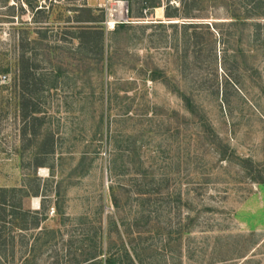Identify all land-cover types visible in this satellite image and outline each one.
Masks as SVG:
<instances>
[{
    "label": "rangeland",
    "instance_id": "374dc122",
    "mask_svg": "<svg viewBox=\"0 0 264 264\" xmlns=\"http://www.w3.org/2000/svg\"><path fill=\"white\" fill-rule=\"evenodd\" d=\"M8 1L16 6L5 16L0 0V187L39 184L24 206L43 200L44 226L61 229L37 264H65L77 240L99 223L111 229L110 219L142 264H264V45L248 40L252 25L231 26L226 8L206 4L195 18H143L149 9L129 0L125 27L106 30L102 0H42L40 13ZM5 17L28 23L29 70L44 78L39 126L19 104L24 29ZM84 26L101 43L80 45ZM109 237L117 249L116 231Z\"/></svg>",
    "mask_w": 264,
    "mask_h": 264
},
{
    "label": "trees",
    "instance_id": "16d2710c",
    "mask_svg": "<svg viewBox=\"0 0 264 264\" xmlns=\"http://www.w3.org/2000/svg\"><path fill=\"white\" fill-rule=\"evenodd\" d=\"M3 7L6 8L5 16H13V12L16 3L8 4V0H1ZM129 4V0H126ZM202 5L209 7H224L227 9L228 18L230 19L229 25L242 26L249 23L252 25V30L249 34V41L252 43H260L259 46L264 45V23L257 21H249L253 18L264 19V0H179L178 6H173L169 2L162 3L161 0H142V12L144 9H150L158 6L164 7V18L166 20L180 19V18H195L194 14H191L193 10ZM19 9L25 11H32L33 13L45 12L47 10L42 0H20ZM89 15H91L92 9L86 8ZM149 12L141 15L143 18H147ZM9 27L11 30L24 29L19 35V41L21 43V58H20V86H21V101L20 106L24 110V115H28L31 121L37 123L39 126L40 118L37 116L40 113V108L37 102L36 94L44 84L43 75L37 74L34 71H30L29 60L30 56L26 55V46L28 45L26 33L28 29V23L26 21H19V24L14 23L13 18H7ZM88 21L98 22V17H89ZM117 27L124 28V24H117ZM193 25V24H189ZM40 30V29H38ZM12 33V31H11ZM39 38L32 41L36 48L37 45H41L42 37L41 30L37 31ZM77 38L80 41V45L90 42L89 38L94 37L101 43V32L95 28V26H84L78 31ZM101 50V45H100ZM101 52V51H100ZM36 56V54H34ZM22 64H24L22 66ZM6 67V66H5ZM4 67V68H5ZM2 68V69H4ZM8 71V67L4 69ZM29 89H31L29 91ZM186 105L195 110V105L188 98ZM38 129H34L31 134L35 136ZM37 180V179H36ZM40 187L39 184L32 188L25 187H0V264H37L38 256L46 249L49 248L51 242L55 239L56 234H61L59 227H47L44 226L46 221L45 205L41 200L38 209H31L24 206V199L30 196H39ZM45 199V196H43ZM37 204L38 200L35 199ZM59 216L63 215L58 213ZM62 217V216H61ZM64 217V216H63ZM67 219L65 216L64 220ZM82 222L85 218H79ZM107 226L111 227L103 230L102 225L99 223L96 228H93V234L91 236L83 237L79 242L76 255L71 258L70 251L65 253V264H142L141 260L137 258L134 251L131 249L132 255L126 248L123 239L121 238L118 227L122 226V223L118 224L117 220L110 219L107 222ZM85 229V228H81ZM116 231L120 244L117 249L113 250L110 246L109 233ZM103 240L109 244L106 248H103ZM18 248L20 255L15 257V248ZM75 254V252H74ZM104 255L103 257H101ZM49 264H60L58 259L55 258Z\"/></svg>",
    "mask_w": 264,
    "mask_h": 264
},
{
    "label": "built area",
    "instance_id": "2783aa9c",
    "mask_svg": "<svg viewBox=\"0 0 264 264\" xmlns=\"http://www.w3.org/2000/svg\"><path fill=\"white\" fill-rule=\"evenodd\" d=\"M99 6L103 9L105 18L103 24L106 30H111L121 24L128 17V3L126 0H102ZM144 13L146 12L143 10Z\"/></svg>",
    "mask_w": 264,
    "mask_h": 264
},
{
    "label": "crops",
    "instance_id": "0c3cea01",
    "mask_svg": "<svg viewBox=\"0 0 264 264\" xmlns=\"http://www.w3.org/2000/svg\"><path fill=\"white\" fill-rule=\"evenodd\" d=\"M93 1V0H92ZM162 1V0H161ZM99 5V4H98ZM150 16H152L154 19L161 20L164 18V7L158 6L150 9L149 11Z\"/></svg>",
    "mask_w": 264,
    "mask_h": 264
}]
</instances>
